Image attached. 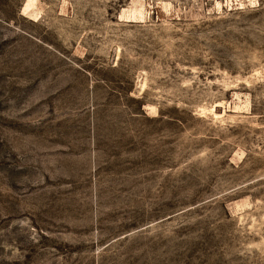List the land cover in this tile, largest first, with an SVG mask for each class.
I'll list each match as a JSON object with an SVG mask.
<instances>
[{
	"label": "rangeland",
	"instance_id": "obj_1",
	"mask_svg": "<svg viewBox=\"0 0 264 264\" xmlns=\"http://www.w3.org/2000/svg\"><path fill=\"white\" fill-rule=\"evenodd\" d=\"M0 264H264V0H0Z\"/></svg>",
	"mask_w": 264,
	"mask_h": 264
}]
</instances>
